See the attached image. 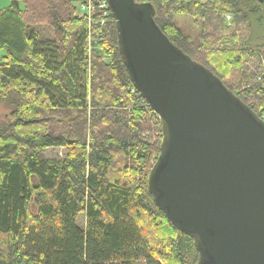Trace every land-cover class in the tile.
Wrapping results in <instances>:
<instances>
[{
	"label": "trees",
	"instance_id": "obj_1",
	"mask_svg": "<svg viewBox=\"0 0 264 264\" xmlns=\"http://www.w3.org/2000/svg\"><path fill=\"white\" fill-rule=\"evenodd\" d=\"M136 1L264 117V65L250 71L264 60V0ZM86 3L11 0L0 10V104L10 117L0 123V264H197L194 239L149 189L160 118L130 80L111 10L97 7L90 22L79 12ZM91 31L100 35L92 53ZM50 148L65 154L48 157Z\"/></svg>",
	"mask_w": 264,
	"mask_h": 264
},
{
	"label": "water",
	"instance_id": "obj_2",
	"mask_svg": "<svg viewBox=\"0 0 264 264\" xmlns=\"http://www.w3.org/2000/svg\"><path fill=\"white\" fill-rule=\"evenodd\" d=\"M130 80L159 116L149 189L197 264H264V118L161 29L148 3L107 0Z\"/></svg>",
	"mask_w": 264,
	"mask_h": 264
},
{
	"label": "rangeland",
	"instance_id": "obj_3",
	"mask_svg": "<svg viewBox=\"0 0 264 264\" xmlns=\"http://www.w3.org/2000/svg\"><path fill=\"white\" fill-rule=\"evenodd\" d=\"M201 1H209V0H201ZM10 3H11V0H0V10L8 7L10 5ZM79 12H80V14L85 13L86 8L82 5H79ZM177 21L179 22V24L181 25L183 30H185L186 32L192 33L194 31V34L197 32V28L194 27L193 20L190 17L180 16L177 18ZM228 21H230V20L228 19ZM256 28H258V26H256ZM92 51L93 50H90L91 53H92ZM259 64L264 65V60L262 59V62L255 60V63H251L250 64V71H254L256 66ZM8 120H10L9 110L7 109V107L5 105L0 104V123L3 121H8ZM158 126L159 125H157V124L155 125L156 129ZM64 154H65V150L62 148H50L47 150L48 157H62V156H64ZM78 222L82 227L85 226V215L84 214H81L79 216Z\"/></svg>",
	"mask_w": 264,
	"mask_h": 264
},
{
	"label": "built area",
	"instance_id": "obj_4",
	"mask_svg": "<svg viewBox=\"0 0 264 264\" xmlns=\"http://www.w3.org/2000/svg\"><path fill=\"white\" fill-rule=\"evenodd\" d=\"M86 8V14H88L90 22H95L92 18V12L98 7L100 10L103 11L104 15H108L110 13V7L108 5L107 0H87V3L84 6ZM230 18L231 16H227ZM100 35H94L93 32H90V50L99 42ZM136 89V88H135ZM264 118V117H263Z\"/></svg>",
	"mask_w": 264,
	"mask_h": 264
}]
</instances>
